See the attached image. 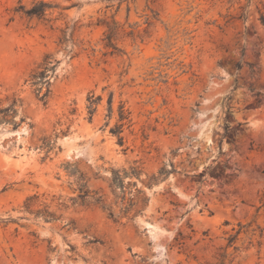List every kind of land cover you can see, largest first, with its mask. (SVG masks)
<instances>
[{
	"label": "rangeland",
	"instance_id": "374dc122",
	"mask_svg": "<svg viewBox=\"0 0 264 264\" xmlns=\"http://www.w3.org/2000/svg\"><path fill=\"white\" fill-rule=\"evenodd\" d=\"M263 12L0 0V264H264Z\"/></svg>",
	"mask_w": 264,
	"mask_h": 264
},
{
	"label": "trees",
	"instance_id": "16d2710c",
	"mask_svg": "<svg viewBox=\"0 0 264 264\" xmlns=\"http://www.w3.org/2000/svg\"><path fill=\"white\" fill-rule=\"evenodd\" d=\"M43 5L46 6L44 3H43ZM28 12H30V13H36V12H34V10H29ZM260 20H261V23L264 25V12L261 14ZM48 63H49V62H47V64H48ZM237 66H238V68H240V64H238ZM46 70H48V66H46L45 69H44L43 71H40V73H37V74H40V76H44L45 73L47 72ZM37 74L34 75V79H37V77H38ZM14 105H15V104H14ZM14 105H13V106H14ZM10 109H11V107H9V109H6V110H10ZM11 110H13V108H12ZM14 111H15V109H14ZM120 115H121V120L126 118V116H125V114H124L123 111L121 112ZM121 127H122V125L118 127V130H116V131L114 130L113 132H120L119 129H121ZM120 140L123 142L122 137H120ZM133 171H134L135 173H137L136 168H134ZM114 183H115V184H119V183H122V184H123V180L121 179V176H120L119 173H115ZM81 191L83 192V194H81L80 196H81V198L83 199V201H85L86 198H87L88 195H89V192H88L87 190L84 191V186H82ZM98 201H100V199H98Z\"/></svg>",
	"mask_w": 264,
	"mask_h": 264
},
{
	"label": "bare ground",
	"instance_id": "6f19581e",
	"mask_svg": "<svg viewBox=\"0 0 264 264\" xmlns=\"http://www.w3.org/2000/svg\"><path fill=\"white\" fill-rule=\"evenodd\" d=\"M71 149V148H70ZM26 154L25 153H23V155H21L20 157H19V161L21 162V161H23L24 159H26Z\"/></svg>",
	"mask_w": 264,
	"mask_h": 264
}]
</instances>
